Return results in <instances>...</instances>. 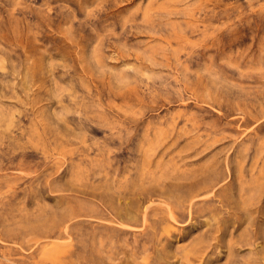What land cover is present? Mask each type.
I'll use <instances>...</instances> for the list:
<instances>
[{
  "label": "rangeland",
  "instance_id": "374dc122",
  "mask_svg": "<svg viewBox=\"0 0 264 264\" xmlns=\"http://www.w3.org/2000/svg\"><path fill=\"white\" fill-rule=\"evenodd\" d=\"M0 264H264V0H0Z\"/></svg>",
  "mask_w": 264,
  "mask_h": 264
}]
</instances>
